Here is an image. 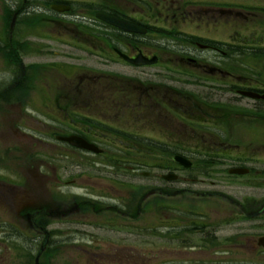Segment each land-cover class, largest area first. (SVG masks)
<instances>
[{
	"label": "flooded vegetation",
	"instance_id": "obj_1",
	"mask_svg": "<svg viewBox=\"0 0 264 264\" xmlns=\"http://www.w3.org/2000/svg\"><path fill=\"white\" fill-rule=\"evenodd\" d=\"M36 1L41 6V0ZM76 4L80 5L78 10ZM31 6H35L34 0H0V197L11 195L8 201L17 209L20 226L26 225L34 234V244L40 248L44 243L51 246L55 240L50 229L52 224L83 211L82 207L88 214L93 203L85 194L84 202L63 206L47 192L42 196V192L32 190V182L56 177L59 185L68 187L78 181L72 177H105L100 173L102 166L124 164V168L116 169L121 174L115 172L108 176L116 184L125 177H159L164 186L142 193L120 209L118 195L93 189L90 192L110 201L108 209L112 214L118 217L123 213L129 220L137 219L150 208L144 204L154 196L163 198L164 204L166 199H178V205L163 207L160 243L152 242L151 234L143 239L152 253L161 246V253H153L154 257L169 261L174 255H180L183 260L196 262L237 257L264 264V76L259 71L253 74L254 78L239 75L230 64L222 62L224 57L217 55L223 52L221 48L195 39H189L188 45L176 46L182 54L180 63L173 57L162 62L161 56L146 52L153 47L150 45L153 29L118 8L103 4L90 20L94 26H89L94 29L87 30L85 0H46L45 9L52 12L49 20L56 27L55 35L63 28L60 31L65 33L66 41L59 37L51 39L64 43L70 52L55 51L57 60L48 65L27 62L28 53L39 58L42 49L27 41L41 32L26 23V17L31 16L29 11L36 12ZM62 7L69 10L61 12L58 8ZM176 8L175 3H169L166 12H175ZM98 15L118 18L140 27L143 32L121 31L97 19ZM165 32L171 34V30ZM171 35L175 39L184 36L178 32ZM90 44L96 45L99 59L108 66L131 71L159 65L168 70L175 66L174 73L193 74L195 78L189 84L197 92L188 94L182 88L185 77H161L162 80L154 81L153 77L139 79L136 74L124 71H105L97 78L85 77V49ZM192 51L195 58L190 57ZM199 52L218 58L208 61ZM260 54L263 56L264 52ZM139 55L143 60L156 57L158 62L136 65L129 61ZM43 67L57 77H43ZM88 102L98 104L101 111L96 115L88 113L85 109ZM11 118L12 125L8 124ZM186 127L193 133L204 129L220 137L204 146L201 141L197 142L196 152L188 155L182 152L192 150L182 143L181 135ZM10 139L14 142L8 144ZM75 139L99 151L81 149L74 145ZM155 149L165 161L162 166L153 159ZM108 150L125 153L116 157ZM177 156L186 158L191 166L185 168L179 164ZM229 159L232 160L228 164ZM74 162L77 168L89 170L76 172ZM154 170L160 173H153ZM219 177L226 182L225 187L221 186ZM211 178L215 180L210 181ZM226 188L230 191H224ZM216 202L223 206L215 205ZM115 216L106 222H112ZM154 216L160 218L159 214ZM175 228L178 236L172 237L171 230ZM149 232L152 231L149 229ZM28 237L22 231L17 241L26 242ZM116 246L113 253H121L122 257L140 256L126 247ZM130 246L138 243L131 242Z\"/></svg>",
	"mask_w": 264,
	"mask_h": 264
},
{
	"label": "rangeland",
	"instance_id": "obj_2",
	"mask_svg": "<svg viewBox=\"0 0 264 264\" xmlns=\"http://www.w3.org/2000/svg\"><path fill=\"white\" fill-rule=\"evenodd\" d=\"M34 1L35 6L32 7L34 4L33 2L30 9H36V12L29 11L31 16L26 17V23L29 27H37L40 29L41 36L27 38V41H31L33 45L41 46L42 49L39 58L31 57L33 54L28 53L30 59L27 60V62L36 61L42 63V65H48L57 60L54 53L55 51L70 52V49H68L64 43H55L51 39L52 37H59L62 38L63 41H66L64 38L65 33L60 31L63 30V28H59V31L55 35L56 27L49 20L52 12H50L48 8L45 9L46 0H41V6L39 5V1ZM135 1L136 0H85V5L88 7L85 6V27L87 26V30L94 29L89 26V24L94 26L90 20L94 19L95 11L105 4L106 6H110L111 9L117 10L118 8L131 15V18H137L140 22L147 24L149 28L151 27L153 29L154 36H152V44H150L153 47L146 52L161 56L159 58L162 62L173 57L177 58L178 60H174L180 63L182 54L180 51L178 52L179 49L176 46L188 45L189 39H195V41L210 42L221 48L223 52L217 55L220 58L224 57L222 62L230 64L228 66L233 67V70L239 73V75H250V77L254 78L253 74H257L259 71L264 76V54L263 56L260 54L264 52V0ZM184 2L190 4L184 6ZM169 3H175L176 9H181V12L176 9L175 12L172 13L166 12ZM193 3L197 6H194ZM79 6L76 4L75 8L78 10L80 8ZM144 11H146V13ZM167 30H171V34L178 32L182 33L184 36L175 39L173 35L165 32ZM88 46V49H85V77L97 78L99 73L105 71H112L115 73L119 71L131 72L133 75L136 74V77L139 79L153 77L154 81L162 80L161 77L173 79L185 77V79H182L183 81L181 80L184 84L182 88L188 94H195L197 92V89L189 84L192 82L190 79L192 77L195 78V75H179L180 73H174V70L177 69L175 66H171L168 70L159 65L148 70L136 69L134 71L121 67H114L113 65L108 66L99 59L97 55L99 50L96 45L90 44ZM165 51L168 54H166ZM190 53V57L195 58L194 51ZM199 55L208 61L218 58L217 55L211 53L199 52ZM234 64H238L239 67L233 66ZM175 65L178 66V64ZM205 68L209 69V67ZM228 71H231V69H228ZM187 72L194 73L192 71ZM233 74L235 73L233 72ZM42 75L47 78L57 77L55 74H48L44 67L42 69ZM250 96L252 97L253 95L251 94ZM188 104L187 102V105ZM97 105L98 104L94 102H88L87 104L85 103V109H88V113L96 115L101 111ZM210 114H213V112L210 111ZM106 118L109 120L112 119ZM12 123L13 121L11 118L8 124L12 125ZM174 131H176V128L173 129V132ZM154 137L159 138L157 135H154ZM181 137H183L182 143L192 149L182 152L192 155L198 149V145H196L197 142L201 141V144L204 146L208 142L218 141L217 137L219 138L220 136L216 137L215 134L211 135L204 129H200V132L197 131L193 133L192 129L186 127ZM7 142L10 144L14 142V140L10 139L7 140ZM108 151L111 156L116 157H122L125 153L124 150ZM178 151L179 150H174L173 152ZM152 153L154 161L156 162L158 160V166H162L165 161L160 158L162 155L159 154V151L155 149ZM198 156L201 157L200 155ZM177 157L176 161L179 162ZM231 160L232 159H229L228 164ZM179 164L181 163L179 162ZM111 166L108 164L105 165V167L102 166L100 173L104 174L105 177H92L94 180L88 179L87 177H72L71 179H78V181L75 184H70L68 187H64V184L59 185L56 181V177H43L44 181L31 183L32 190H36L39 193L42 192V196H46L44 191L47 192L51 197H56V201L63 206H73L75 203L84 202L85 194L89 196V202L93 203L88 214H85V207H82L83 211L79 213L74 212L76 214H72L69 218L58 219L56 223L54 222V224H52L50 229L53 232L55 240L51 246L47 247L48 249L42 256L40 264H263V262L259 260L247 261L248 259L237 257H235V259L227 257L224 260L213 259L201 262L183 260L180 255H174V259L172 258L173 260L169 261L160 256L157 258L154 257L153 253H161V246L158 248L154 247V249L157 248V250L152 253L151 248L146 245L147 241L144 242L143 239L151 234V237L154 239L152 242L160 243L158 239H160L162 230L164 229L160 222L163 216V207L167 205H178L176 204L178 199H166L168 202L165 200L164 204L163 198L154 196L148 203L144 204V206L147 205L150 208L143 211L141 216L137 219L129 220L125 218L123 213L118 214L117 217L108 209L109 205L112 203L98 197L96 192H90L91 189L100 190V192L111 194V196L114 194L118 195L117 205H119L118 208L120 209L123 205H129L131 201L136 200L142 193L145 194V192H148L150 189L164 186V183H161L162 181L159 177H125L122 178L121 180L123 181L118 182L117 185L114 181L110 180L112 177L108 176L115 175V172L121 174L122 172L116 171V169L119 167L124 168L125 165L116 166V164H112ZM183 166L188 168L185 165ZM73 167L76 169V172L83 170V173H85V171L89 170V168H77L76 162L73 163ZM153 173L160 172L154 170ZM219 179L221 180V177H219ZM213 180H215V178L210 179V181ZM221 186L225 187L226 182L224 181ZM99 187H101V189H99ZM193 188L197 189L198 187L193 186ZM114 190H116V192ZM224 191L230 190L226 188ZM8 195L4 198L0 197V264H35V257L40 246L37 243L34 244V234L30 229H28L26 225L20 226L21 219L17 214V209H13L9 203ZM23 196L25 195L23 194L22 197ZM91 199H96L97 201ZM209 202L213 204L215 201ZM14 204L17 207L16 201ZM215 205L223 206L218 202H216ZM156 214L160 215L159 219L154 216ZM113 216H115L116 219L107 223V219ZM89 218L90 220H88ZM149 229L152 232L148 233ZM22 231L25 237H28V235L29 237L26 242L18 243L17 240H20ZM177 233V228L171 230L172 237L178 236L176 235ZM131 242L138 243V246H130ZM115 244L120 247H126L125 249H127V251L133 250L136 255L140 256L131 259L124 256L122 257L121 253H113L116 252L117 249ZM172 248H175V246H172ZM94 254H106V256H94ZM117 255H119L118 258L116 257Z\"/></svg>",
	"mask_w": 264,
	"mask_h": 264
},
{
	"label": "water",
	"instance_id": "obj_3",
	"mask_svg": "<svg viewBox=\"0 0 264 264\" xmlns=\"http://www.w3.org/2000/svg\"><path fill=\"white\" fill-rule=\"evenodd\" d=\"M58 9H59L60 11L65 12V11H68V10H69V7L58 8ZM97 17H98L99 19L103 20L104 22H108L109 24H111V25H113V26H115V27H117V28H120V29H122V30H124V31L134 32V33H135V32H140V33L143 32V31L141 30V28L138 27V26L130 25V24H127V23L121 22V21H119L118 19L113 18V17H110V16L98 15ZM131 62L134 63V64H136V65L154 64V63L157 62V59H153V60H150V61L148 60V61H147V60H143L142 56H140V57H138L136 60H131ZM75 140H76V139H75ZM76 141H77L78 143H74V145L78 146L79 148L97 152V150H96L95 147H93V146L87 144L85 141H82V140H76ZM71 142H72V141H71ZM177 160H178L181 164H183V165H185V166H187V167L190 166V164H189L184 158H182V157H177ZM45 247H46V243H44L41 252H40V253L38 254V256H37L36 264H38V262H39V258H40V255H41L42 252L44 251Z\"/></svg>",
	"mask_w": 264,
	"mask_h": 264
}]
</instances>
